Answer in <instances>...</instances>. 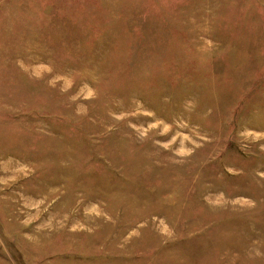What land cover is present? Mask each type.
<instances>
[{"label":"rangeland","instance_id":"1","mask_svg":"<svg viewBox=\"0 0 264 264\" xmlns=\"http://www.w3.org/2000/svg\"><path fill=\"white\" fill-rule=\"evenodd\" d=\"M0 264H264V0H0Z\"/></svg>","mask_w":264,"mask_h":264}]
</instances>
